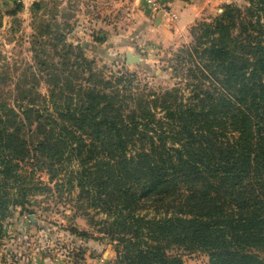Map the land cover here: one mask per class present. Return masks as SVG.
I'll use <instances>...</instances> for the list:
<instances>
[{
  "label": "trees",
  "instance_id": "1",
  "mask_svg": "<svg viewBox=\"0 0 264 264\" xmlns=\"http://www.w3.org/2000/svg\"><path fill=\"white\" fill-rule=\"evenodd\" d=\"M190 36L166 87L105 74L63 34L39 42L35 65L0 85V237L37 166L105 215L112 264H185L176 248L264 264V0L225 3Z\"/></svg>",
  "mask_w": 264,
  "mask_h": 264
},
{
  "label": "rangeland",
  "instance_id": "2",
  "mask_svg": "<svg viewBox=\"0 0 264 264\" xmlns=\"http://www.w3.org/2000/svg\"><path fill=\"white\" fill-rule=\"evenodd\" d=\"M13 2L0 10L1 86L16 80L9 81L8 75L35 65L33 51L40 49L39 42L52 41L55 33L63 34L67 43L82 46L84 55L93 61L92 66L103 69L105 74L125 70L141 86L166 87L178 81L170 67L172 52L190 41L194 22L180 38L166 44L154 40L138 43L133 38L128 41L130 37H119L132 27L130 0H33L26 2L28 7L10 15L8 11L15 10L19 0ZM34 2L37 9H32ZM230 2L242 5L245 0ZM219 11L213 9L202 18L209 20ZM47 23L52 34L42 35ZM46 49L52 51L51 45H46ZM126 52L136 60L126 62ZM38 88L46 93L44 79L39 80ZM31 168L24 165L20 172L28 177ZM33 170L31 181L21 177L25 186H31L24 194V206L9 205L3 217L0 264H112L113 243L101 231L99 222L105 215L86 208L85 201H77L76 189L68 191L67 185L54 184L47 172L37 166ZM172 252H178L185 264H208L202 250L176 248Z\"/></svg>",
  "mask_w": 264,
  "mask_h": 264
},
{
  "label": "crops",
  "instance_id": "3",
  "mask_svg": "<svg viewBox=\"0 0 264 264\" xmlns=\"http://www.w3.org/2000/svg\"><path fill=\"white\" fill-rule=\"evenodd\" d=\"M16 1V0H14ZM33 0H19L22 7H28L26 2ZM130 0L132 27L119 37L137 40H154L161 44L180 38L187 32L188 27L204 16H208L213 9L221 10V4L231 0ZM13 0H0V10L8 8ZM126 40V39H125ZM127 42V41H126ZM134 44V42H132Z\"/></svg>",
  "mask_w": 264,
  "mask_h": 264
},
{
  "label": "water",
  "instance_id": "4",
  "mask_svg": "<svg viewBox=\"0 0 264 264\" xmlns=\"http://www.w3.org/2000/svg\"><path fill=\"white\" fill-rule=\"evenodd\" d=\"M125 60H126V62L135 61L136 57L132 53L126 52L125 53Z\"/></svg>",
  "mask_w": 264,
  "mask_h": 264
},
{
  "label": "built area",
  "instance_id": "5",
  "mask_svg": "<svg viewBox=\"0 0 264 264\" xmlns=\"http://www.w3.org/2000/svg\"><path fill=\"white\" fill-rule=\"evenodd\" d=\"M147 1L153 4V1L152 0H147Z\"/></svg>",
  "mask_w": 264,
  "mask_h": 264
}]
</instances>
